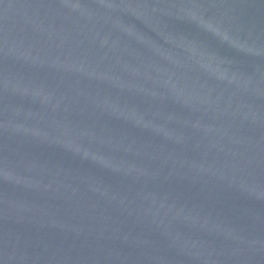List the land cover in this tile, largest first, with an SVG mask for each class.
Wrapping results in <instances>:
<instances>
[{
    "label": "water",
    "instance_id": "water-1",
    "mask_svg": "<svg viewBox=\"0 0 264 264\" xmlns=\"http://www.w3.org/2000/svg\"><path fill=\"white\" fill-rule=\"evenodd\" d=\"M0 264H264V0H0Z\"/></svg>",
    "mask_w": 264,
    "mask_h": 264
}]
</instances>
